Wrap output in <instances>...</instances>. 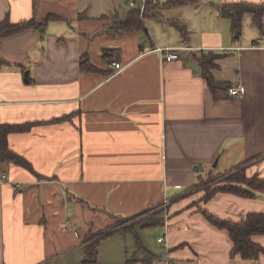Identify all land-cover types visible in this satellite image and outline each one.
Returning <instances> with one entry per match:
<instances>
[{
  "label": "crops",
  "instance_id": "crops-1",
  "mask_svg": "<svg viewBox=\"0 0 264 264\" xmlns=\"http://www.w3.org/2000/svg\"><path fill=\"white\" fill-rule=\"evenodd\" d=\"M175 1L158 0L147 34L111 29L130 0H0V22L57 18L44 36L30 28L0 42V126L33 125L8 138L33 171L0 160V264H83L87 237L119 227L112 215L131 220L161 207L165 250L142 240L159 260L264 264L232 257L229 233L191 208L210 174L241 165L264 178V35L249 14L236 35L219 11L264 0ZM167 47L176 59L157 51ZM210 54L214 80L241 85L242 97L212 91L199 61ZM206 208L241 220L264 213V193H220ZM129 236L101 242L97 264H141ZM253 239L264 247V236Z\"/></svg>",
  "mask_w": 264,
  "mask_h": 264
},
{
  "label": "trees",
  "instance_id": "trees-1",
  "mask_svg": "<svg viewBox=\"0 0 264 264\" xmlns=\"http://www.w3.org/2000/svg\"><path fill=\"white\" fill-rule=\"evenodd\" d=\"M151 1V0H150ZM194 3L195 0H176L173 5H184L188 3ZM160 7L157 4L148 5L144 12L140 9H133L127 16L126 20L115 22L112 26V30L117 33L132 32L136 30H144L147 32L146 20L149 17H156L159 15ZM220 15L228 19L231 22L232 31L236 35H240L243 28L244 18L246 15H251L252 23L257 27L264 35V2L260 4H253L247 2H239L232 4H225L219 8ZM56 17L50 16L38 23L33 20L21 22L19 24H12L11 21L6 18L3 22H0V42L3 38L21 33L27 29L35 28L42 32V36L45 33V27L50 21L56 20ZM180 29V28H179ZM185 37L188 35V31L183 27L181 28ZM218 56L214 54L202 56L199 61L203 68L204 78L207 80L212 91L224 87L229 89L231 86L217 83L212 75V69L215 67V60ZM86 61L82 60V65L85 66ZM93 70L94 67L87 66ZM57 122V120H54ZM32 124L24 125H8L4 124L0 126V160L2 162L15 163L29 171H33L32 164L24 157L16 153L10 148L9 135L14 132H27L31 129ZM243 165V164H242ZM236 168L242 170L234 173L231 179H228L223 185H215L211 189L204 190L201 198L198 201L192 203L191 208H196L201 212L205 218L214 226L219 229L226 230L229 233L230 239L233 242L232 257H240L244 260H258L261 256H264V247L254 241L255 236H264V213L252 212L248 213L241 220H232L228 218H222L210 212L206 205L216 195L220 193L231 194L243 198H254L256 192L264 193V178L258 177V175L249 177L246 173V168ZM235 168V169H236ZM158 212L153 215H144L140 218H136L133 221L124 223L127 219L121 217H112L115 220H120L122 223L120 227H110L107 231L90 234L88 242L85 244L86 258L83 264H97L98 262V248L106 238L112 236L118 232L128 233L134 238L135 251L142 252L144 254L143 259L139 260L141 264H155L159 258L148 251L136 230L138 225L143 228H149L163 224L162 219H156ZM155 217V218H154ZM138 261H128V264H133Z\"/></svg>",
  "mask_w": 264,
  "mask_h": 264
},
{
  "label": "rangeland",
  "instance_id": "rangeland-1",
  "mask_svg": "<svg viewBox=\"0 0 264 264\" xmlns=\"http://www.w3.org/2000/svg\"><path fill=\"white\" fill-rule=\"evenodd\" d=\"M115 22L117 23L120 21H115ZM239 169L240 168H236V169H233L231 171L224 172V173L210 174L208 177H206L204 180H202L199 183V185H197L198 190L196 189L197 191H194L193 193H196L198 191L203 192L204 190H207L208 188L211 189L215 185H223L224 183H227L226 181L233 177L231 175L238 172ZM240 171H242V170H239V172ZM164 210H165V207H161L160 209H157L156 211H154L153 213H150L148 215H153L156 212H158V214L160 215V214H163V212H165ZM163 217H165V216L163 215ZM133 220H135V219H131V220L127 219L126 221H123V222L127 223V222H130ZM114 224L118 225L120 227L122 223L120 222V220H115ZM140 228H142V226ZM137 231L139 233L138 235L141 238V241L143 240V243L148 244V246L152 250H154L153 251L154 253L160 254V253H162L163 250H165L163 248L162 244L158 243V241H157L158 237L164 233V227L163 226L149 227L146 230L138 229ZM129 237H130V243H131L130 246H131V250L133 253L134 238H133V236L132 237L129 236ZM162 260L163 261H161V259H160L158 261L161 262L162 264H166V261H168L167 258H165V259L163 258Z\"/></svg>",
  "mask_w": 264,
  "mask_h": 264
},
{
  "label": "built area",
  "instance_id": "built-area-1",
  "mask_svg": "<svg viewBox=\"0 0 264 264\" xmlns=\"http://www.w3.org/2000/svg\"><path fill=\"white\" fill-rule=\"evenodd\" d=\"M158 0H142L141 2H139V0H130L129 4L132 7V9H140V11L144 12L146 7L148 5H154L157 4ZM157 51H160L163 55L164 58L168 61L174 60L176 59V54L174 52V48H158ZM111 66L114 67L117 70H120L122 68L121 63H117V62H112ZM228 92L230 93L231 96H240L242 97L244 95V88L239 85L237 87H231L229 88ZM70 226L69 222L65 223V228H68ZM158 242L163 244L164 246L166 244L165 242V238L164 237H160L158 238ZM155 264H162L161 262L157 261ZM166 264H170L169 261L166 262Z\"/></svg>",
  "mask_w": 264,
  "mask_h": 264
}]
</instances>
